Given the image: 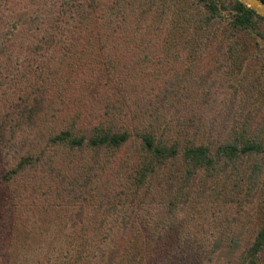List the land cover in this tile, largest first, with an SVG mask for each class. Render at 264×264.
Returning <instances> with one entry per match:
<instances>
[{
    "label": "trees",
    "instance_id": "16d2710c",
    "mask_svg": "<svg viewBox=\"0 0 264 264\" xmlns=\"http://www.w3.org/2000/svg\"><path fill=\"white\" fill-rule=\"evenodd\" d=\"M0 264H264V17L0 0Z\"/></svg>",
    "mask_w": 264,
    "mask_h": 264
},
{
    "label": "water",
    "instance_id": "95a60500",
    "mask_svg": "<svg viewBox=\"0 0 264 264\" xmlns=\"http://www.w3.org/2000/svg\"><path fill=\"white\" fill-rule=\"evenodd\" d=\"M242 4L254 10L257 14L264 17V1L263 0H238Z\"/></svg>",
    "mask_w": 264,
    "mask_h": 264
}]
</instances>
